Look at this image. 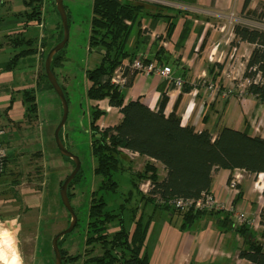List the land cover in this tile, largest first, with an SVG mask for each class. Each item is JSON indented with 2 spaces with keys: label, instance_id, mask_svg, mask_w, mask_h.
Here are the masks:
<instances>
[{
  "label": "crops",
  "instance_id": "0c3cea01",
  "mask_svg": "<svg viewBox=\"0 0 264 264\" xmlns=\"http://www.w3.org/2000/svg\"><path fill=\"white\" fill-rule=\"evenodd\" d=\"M27 1L0 0V127L4 131L0 135V147L6 149L8 155L4 168H0L1 195L15 183L13 178L17 174L12 165L15 160L25 150H37L40 142L50 140L42 126L41 96L47 94L55 105V112H61L52 93L54 89L43 81L39 83L46 56L61 37V23L54 13L51 26L47 28L44 0L38 7L41 13L29 17L32 5L39 2L28 5ZM129 1L146 4L140 24L135 31L132 29L129 37V52L135 58L169 65L172 71L169 78L134 71L132 84L123 90L125 103L139 99L153 111L162 107L166 115H178L183 125L192 126L196 131L209 130L214 136L227 126L264 138V102L247 92L236 95L238 91L234 87L236 80L249 84L244 72L254 44L239 42L234 46L236 23L230 21L232 15L254 16V13L264 12V0H248L246 7L247 0ZM153 13L163 16H153ZM167 16L175 23L170 36L167 35ZM92 50L101 55L105 51L103 47ZM23 51L26 52L19 56L18 63L8 68L13 57ZM60 65L55 68V74L67 91L69 78L59 71L64 63ZM178 77L183 81L181 86L174 82ZM216 84L217 88L210 89ZM27 92L36 97V113L29 114L25 102ZM88 101L92 111L95 107L102 111L98 120L101 128L121 122L123 113L111 106L108 98H89ZM125 152L141 165L140 169L134 166L136 172L151 160L138 153ZM39 154L44 157L43 151ZM152 161L158 167L159 180L164 179L167 173L164 165ZM231 173L232 170L225 168L213 173L210 192L223 207L207 211L191 223H186L182 212L155 205L150 212L152 219L142 252L148 256L150 264H251L240 257V251L248 242L238 230L244 223L238 221L235 213L244 212L249 221L259 216L264 206V172L258 175L244 172L239 182L240 193L229 187ZM231 206L234 211H230ZM246 225L254 238L264 241L262 224L260 227ZM134 228L133 221L127 229L132 233Z\"/></svg>",
  "mask_w": 264,
  "mask_h": 264
},
{
  "label": "trees",
  "instance_id": "16d2710c",
  "mask_svg": "<svg viewBox=\"0 0 264 264\" xmlns=\"http://www.w3.org/2000/svg\"><path fill=\"white\" fill-rule=\"evenodd\" d=\"M34 1H38L39 4L33 6ZM27 4L32 5L29 17L41 13L39 8L42 6V0H28ZM247 4L248 0L245 7ZM145 5L144 2L129 0H93L89 47L90 49L103 47L105 51L100 63L86 72L89 80L87 97L93 100L108 98L109 104L118 107L123 113L118 125L101 128L98 120L102 111L98 107L93 109L91 132L92 150L96 158L94 170L104 176L99 190L116 191L117 182L113 179V173L125 168L123 161V157H126L125 150L149 157L151 160L146 161L143 169L135 173L138 181H134V186L142 199L163 209L182 212L186 223H191L207 211L181 210L167 202L176 198H201L203 194L210 192L213 173L220 168L243 170L256 175L263 173L264 138L227 126L222 127L214 136L209 130L196 131L192 126L183 125L178 115L175 113L166 115L162 107L158 111H153L139 99L125 103L123 90L132 84L134 78V70L125 63L135 59L134 54L129 52L127 44L134 24L137 22L140 24ZM67 14L70 24L68 10ZM152 15L163 16L161 13ZM245 17L263 21L264 12L254 13V16L246 14ZM167 20V35L170 36L175 23L170 16H167ZM127 21H130V24ZM61 29L58 41L63 38L62 23ZM234 33V46L239 42L254 44L246 64L244 79L249 81L247 93L264 102V30L237 23L234 26ZM64 48L53 58L54 73L55 68L62 63ZM25 52L15 55L8 68H13L18 63L19 56ZM121 66L127 78L123 87L114 85L110 79ZM102 77H107L106 81H102ZM40 78L39 83L43 81L53 89L44 66ZM61 86L67 96L66 88ZM164 100L165 98L163 104ZM25 102L29 114L37 112L36 97L32 92L26 93ZM60 136L63 139L61 132ZM66 158L71 160L69 157ZM152 160L164 165L167 171L164 179L159 180L158 167ZM71 161L74 164V161ZM77 176L78 173L69 184L70 200L73 197L69 189L74 185ZM143 179L150 181L147 193L140 190V181ZM231 179L232 175L228 182ZM96 193L97 190L93 192L89 208L87 249L82 254L71 255L67 249L60 247L63 264H77L85 255L88 257L82 260V264H150L148 256L142 252L151 217L144 219L143 212L133 210L135 228L131 233L124 224L122 213L106 211L107 203L104 197L97 198ZM163 201L166 203H162ZM116 218L119 219L120 226L110 234L107 231L108 224ZM261 224L264 227V206L261 210ZM238 230L248 242V246L240 251V257L248 259L251 264H264V241L254 238L246 223L238 226ZM65 236L60 238L59 244ZM96 246L101 247V253H94Z\"/></svg>",
  "mask_w": 264,
  "mask_h": 264
},
{
  "label": "rangeland",
  "instance_id": "374dc122",
  "mask_svg": "<svg viewBox=\"0 0 264 264\" xmlns=\"http://www.w3.org/2000/svg\"><path fill=\"white\" fill-rule=\"evenodd\" d=\"M64 4L71 14L70 37L63 51L64 66L59 71L69 78L67 87L69 113L61 134L66 147L79 158L81 167L74 185L69 189L73 197L72 205L78 215V225L65 236L59 246L67 249L69 254L76 255L84 253L87 249L89 208L94 191L97 190V198L104 197L107 203L106 211L122 213L126 227H130L133 222V210L143 212L144 219L150 217L152 219L150 212L155 204L145 202L134 186V181H138L135 167L140 169L141 165L131 159L132 156L130 157L129 154L123 157L125 168L113 173V179L117 182V190H99L104 176L94 170L96 158L92 150V105L87 97L88 77L86 74L87 70L95 68L102 58L98 51L89 49L93 3L92 0H64ZM43 7L47 28L51 26L54 13L61 23L55 0H44ZM137 27L138 22L135 23L133 30L135 31ZM242 82L236 80L234 83L238 91L236 95H245L247 92L248 84ZM214 86L217 88L219 85ZM52 93L58 107L61 106L62 113L55 112V105L47 94L41 96L40 100L43 109L42 126H44V134L50 135V140L45 139L43 143L40 142V148L37 150L28 149V152L25 150L21 157L15 160L12 164L17 174L13 178L15 183L12 182L13 186L3 195L0 194V263L9 262L11 264L13 260L18 259L20 264H55L53 237L66 229L72 219L62 203L60 187L74 169V164L72 159L61 154L55 141L54 134L62 119L63 108L58 94L55 90H52ZM38 150L44 152V157L39 154L41 151ZM5 151L8 157L7 150ZM5 163L6 161L3 162L1 169L4 168ZM236 173L240 174L237 184L240 193L239 182L243 179L244 171L238 170L234 174ZM146 182L145 179L140 181L142 192V189H149L143 186ZM236 212L241 213V211ZM258 225L260 227V223ZM119 226L118 218L112 220L108 224V233L113 234ZM101 252V247L96 246L94 253ZM87 257L88 255H85L77 264H82V260Z\"/></svg>",
  "mask_w": 264,
  "mask_h": 264
},
{
  "label": "built area",
  "instance_id": "2783aa9c",
  "mask_svg": "<svg viewBox=\"0 0 264 264\" xmlns=\"http://www.w3.org/2000/svg\"><path fill=\"white\" fill-rule=\"evenodd\" d=\"M149 1H155V0H149ZM156 1L163 2L162 0H156ZM230 21L235 22L236 24L242 23V24H246V25L264 30L263 21L249 19L245 16L238 17V16L232 15ZM127 22L130 24V21H127ZM125 65L129 66L134 71L143 72L146 74L156 73L166 78L170 77V74L172 71V68L169 65H161L154 61L147 60L146 58H143V57H137L133 59L132 61L126 62ZM110 79H111V82L116 86L123 87L125 85L127 78L124 74V70L122 69V66L115 70L114 74L112 75ZM174 82L177 86H181L183 84L182 79L179 77L176 78ZM213 88H214V85L210 86V89H213ZM3 133L4 131L0 127V135ZM129 153L134 154L133 152H129ZM5 157H6V151L4 148L0 147V168L3 165ZM233 175H232V179L229 182V187L236 193V192H239L237 191V184H238V180L240 179V174L236 173ZM143 186L150 187V181L147 180V182L143 184ZM142 190L144 191V193H147L149 189H142ZM162 203H166V202L163 201ZM167 203L181 210H193L195 212L214 211L216 209L223 207V205L217 200V198L214 196L212 192L203 194V196L199 199L176 198V199L168 201ZM230 211H234L232 206L230 207ZM235 215L238 221L241 223L246 222L247 224L249 223L256 227L258 226L259 223L261 224V212L259 216H257V218L254 219L252 222L246 218L244 212H241L238 214L235 213Z\"/></svg>",
  "mask_w": 264,
  "mask_h": 264
},
{
  "label": "water",
  "instance_id": "95a60500",
  "mask_svg": "<svg viewBox=\"0 0 264 264\" xmlns=\"http://www.w3.org/2000/svg\"><path fill=\"white\" fill-rule=\"evenodd\" d=\"M55 3H56V9L59 12L60 17H61V23L63 27V38L54 47H52L50 51L48 52L46 59H45L44 67H45L47 78L49 82L51 83L55 92L58 94L61 100V103H62V108H63L62 119L60 123L58 124V126L56 127L55 134H54L55 141H56V144L61 154L65 157L71 158L75 164L74 169L65 178V180L63 181L60 187V197H61L62 203L65 206V208L68 210V212L70 213L72 219H71L70 225L63 231L56 234L52 240L53 251L55 254V264H63V258H62V253H61V249L59 246V240L63 236L71 233L75 229L78 223V215L70 200V197L68 194V188H69V184L72 182V180L76 177L77 173L79 172L81 163L79 161V158L76 155H74L71 151H69L63 139L60 136V132L67 121V117L69 113V102H68V99H67V96H66V93L63 87L61 86L56 74L52 70V61H53L54 56L66 46L69 40V37H70V27H69L68 14H67V10L64 4V0H55Z\"/></svg>",
  "mask_w": 264,
  "mask_h": 264
},
{
  "label": "clouds",
  "instance_id": "9594fccd",
  "mask_svg": "<svg viewBox=\"0 0 264 264\" xmlns=\"http://www.w3.org/2000/svg\"><path fill=\"white\" fill-rule=\"evenodd\" d=\"M11 264H20V261L17 259V260H13L12 262H11Z\"/></svg>",
  "mask_w": 264,
  "mask_h": 264
},
{
  "label": "bare ground",
  "instance_id": "6f19581e",
  "mask_svg": "<svg viewBox=\"0 0 264 264\" xmlns=\"http://www.w3.org/2000/svg\"><path fill=\"white\" fill-rule=\"evenodd\" d=\"M0 264H9V262H4V263H0Z\"/></svg>",
  "mask_w": 264,
  "mask_h": 264
}]
</instances>
